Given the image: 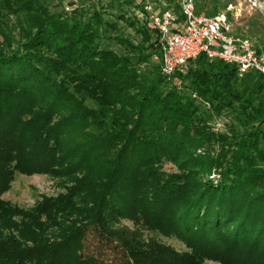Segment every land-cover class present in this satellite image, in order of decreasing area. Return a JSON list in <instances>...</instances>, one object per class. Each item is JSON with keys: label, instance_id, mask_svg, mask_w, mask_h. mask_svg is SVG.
Masks as SVG:
<instances>
[{"label": "trees", "instance_id": "obj_1", "mask_svg": "<svg viewBox=\"0 0 264 264\" xmlns=\"http://www.w3.org/2000/svg\"><path fill=\"white\" fill-rule=\"evenodd\" d=\"M135 2L0 0V264H264V76L202 54L162 75ZM17 174L59 190L11 203Z\"/></svg>", "mask_w": 264, "mask_h": 264}, {"label": "built area", "instance_id": "obj_2", "mask_svg": "<svg viewBox=\"0 0 264 264\" xmlns=\"http://www.w3.org/2000/svg\"><path fill=\"white\" fill-rule=\"evenodd\" d=\"M142 17L156 34L161 58L160 73L169 77L183 71L200 54L236 67L238 74L248 70L264 76V58L251 41L237 35L234 23L241 8L229 3L213 15L198 14L194 0H135Z\"/></svg>", "mask_w": 264, "mask_h": 264}, {"label": "rangeland", "instance_id": "obj_3", "mask_svg": "<svg viewBox=\"0 0 264 264\" xmlns=\"http://www.w3.org/2000/svg\"><path fill=\"white\" fill-rule=\"evenodd\" d=\"M49 4V7L55 10H61L63 11H70V6H75V4H83V5H90L96 2V0H46ZM102 2H105L106 0H99ZM135 2V0H133ZM222 1L223 0H201V4L203 5L201 9V13H210L214 5L218 6V11L222 10ZM74 4H70V3ZM198 2V0H196ZM137 3V2H135ZM232 3L233 5H237L241 8L242 14L238 17L236 22L234 23V30L237 35L243 36L242 34H239L236 31V27L240 26L243 30L246 29V26L244 24L245 20L249 17L259 15L262 18H264V0H233L231 2H228L227 4ZM226 4V5H227ZM69 6V10H66ZM222 7V8H221ZM142 11L141 6L139 7L138 4L132 8V10L129 13V17L133 18L132 15H134L137 19H143L142 17ZM216 13V12H215ZM214 13V14H215ZM121 26V32H118V34H121L122 36L134 38V28L129 26L128 24H125L124 22L120 21L118 23ZM244 37V36H243ZM248 38L252 45L255 46L256 42L254 39H251L248 36H245ZM110 47L116 50H120V46L114 42L109 43ZM255 48V47H254ZM256 50V49H255ZM260 54V53H258ZM260 55L264 58V52H262ZM153 60L156 61V57H153ZM226 121V118H216L215 120V129H223L224 128V122ZM164 168L166 170H171L172 167L169 164L164 165ZM58 187L55 184V181L48 177L47 175L43 174H32V175H23V174H17L15 176L14 181L11 184V187L2 195V197L6 200H8L11 203L17 204L19 206L28 207L33 204L35 200L39 198V195L41 193L43 194H55L58 191ZM124 225L131 226V223L128 221H123ZM144 236L148 237L151 235V233L143 231ZM167 242L174 245L177 249H182V245L179 244L175 239H166ZM206 264H216L211 262H206Z\"/></svg>", "mask_w": 264, "mask_h": 264}]
</instances>
